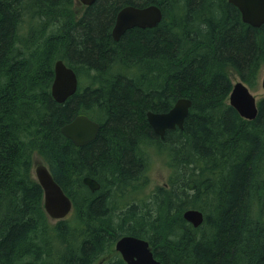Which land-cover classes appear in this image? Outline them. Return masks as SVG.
Returning <instances> with one entry per match:
<instances>
[{
  "label": "trees",
  "instance_id": "1",
  "mask_svg": "<svg viewBox=\"0 0 264 264\" xmlns=\"http://www.w3.org/2000/svg\"><path fill=\"white\" fill-rule=\"evenodd\" d=\"M75 4L0 0V264H126L114 248L124 234L163 264H264V95L251 120L228 103L232 73L257 88L264 24L245 23L228 0ZM127 4H155L162 18L115 41ZM58 58L79 78L63 103L50 92ZM179 97L191 99L183 127L161 139L146 112ZM77 114L100 125L83 146L61 132ZM36 154L72 201L65 218L44 210ZM155 160L166 182L140 193ZM186 208L203 212L198 227Z\"/></svg>",
  "mask_w": 264,
  "mask_h": 264
},
{
  "label": "water",
  "instance_id": "2",
  "mask_svg": "<svg viewBox=\"0 0 264 264\" xmlns=\"http://www.w3.org/2000/svg\"><path fill=\"white\" fill-rule=\"evenodd\" d=\"M83 5H92L96 0H79ZM238 8L241 18L253 27L264 24V0H228ZM162 18L160 7L155 4L135 6L127 4L116 13L111 36L117 41L129 28H151L156 26ZM54 76L50 87L51 96L58 103H63L75 93L78 87V77L74 69L63 59L58 58L53 65ZM264 92V70L261 78ZM257 98L249 87L240 79L233 83L228 97V103L239 115L245 119L257 116ZM191 99L179 97L173 106L165 112L148 110L146 120L153 132L163 139L168 129L182 128L188 114ZM100 125L86 114H77L61 127V132L75 145L83 146L94 140ZM34 176L43 190V206L52 220L65 218L72 210V201L61 186L53 179L48 167L39 162L34 167ZM82 183L91 191L99 189V182L90 176H84ZM184 220L194 227H198L204 220V214L197 208H186L182 212ZM115 250L121 255L126 264H163L158 260L146 239L134 235L124 234L117 238Z\"/></svg>",
  "mask_w": 264,
  "mask_h": 264
},
{
  "label": "rangeland",
  "instance_id": "3",
  "mask_svg": "<svg viewBox=\"0 0 264 264\" xmlns=\"http://www.w3.org/2000/svg\"><path fill=\"white\" fill-rule=\"evenodd\" d=\"M83 4L76 0L75 9L80 13L82 10ZM264 70V65L260 72V77L258 81V85L256 89H250L251 92L256 96L257 100L264 95L263 89L261 87V78L262 73ZM78 77V76H77ZM232 81L235 83L239 80V77L232 73ZM79 82V78H78ZM44 161L39 155H34V163L32 167V172L34 175V167L37 163ZM169 170L163 160H155L151 165H149V168L146 172V184L144 186V190L140 193H150L156 186L163 185L166 182L167 176H168ZM55 221V220H53Z\"/></svg>",
  "mask_w": 264,
  "mask_h": 264
},
{
  "label": "bare ground",
  "instance_id": "4",
  "mask_svg": "<svg viewBox=\"0 0 264 264\" xmlns=\"http://www.w3.org/2000/svg\"><path fill=\"white\" fill-rule=\"evenodd\" d=\"M145 152V151H144ZM71 187V186H70ZM108 212V211H107ZM107 214V213H106ZM239 222H240V220H239ZM238 232V231H237ZM102 241V240H101ZM100 243V242H99ZM158 258H160L159 256H158Z\"/></svg>",
  "mask_w": 264,
  "mask_h": 264
},
{
  "label": "flooded vegetation",
  "instance_id": "5",
  "mask_svg": "<svg viewBox=\"0 0 264 264\" xmlns=\"http://www.w3.org/2000/svg\"><path fill=\"white\" fill-rule=\"evenodd\" d=\"M85 6V5H84Z\"/></svg>",
  "mask_w": 264,
  "mask_h": 264
}]
</instances>
